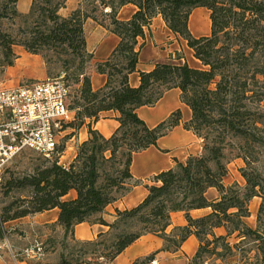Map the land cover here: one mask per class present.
<instances>
[{"label":"trees","instance_id":"obj_1","mask_svg":"<svg viewBox=\"0 0 264 264\" xmlns=\"http://www.w3.org/2000/svg\"><path fill=\"white\" fill-rule=\"evenodd\" d=\"M88 1L94 6L92 14L77 9L62 18L58 11L65 0H31L24 15L16 10L17 0H1L0 22L19 19L25 25L15 36L0 31V67L13 66V46L40 56L48 74L52 62L48 55H56L61 68L58 76L64 74L67 85L71 80L78 86L69 108L74 120L68 125L79 129L88 120L89 138L78 146L68 166L59 162L61 150L57 148L50 160L40 156L44 161L31 174L9 180L3 196L21 189L29 195L2 208L0 224L58 209L62 245L66 247L69 238L78 249L68 257L61 254L56 264H109L147 234L161 238L162 251L172 253L190 235L195 236L198 249L188 264H201L203 257L215 258L219 264H264V229L259 225L264 213V177L253 166L258 155H264V0ZM129 4L136 7L135 13L127 21L117 20L118 10ZM106 8L109 12L104 13ZM196 8L209 12L208 36L195 38L188 29V18ZM157 16L186 43L203 68L158 63L150 72H139V85L132 88L128 77L136 72L137 39ZM89 17L119 38L110 57L95 65L96 72L106 76L105 85L96 91L90 84L92 55L86 51L83 33ZM170 89H178L181 102L189 107L191 119L183 127L202 139V152L154 176L152 184L145 185L146 197L131 209L116 210L115 221L106 224L101 218L104 209L129 191L132 155L156 146L160 137L180 124L179 110L154 128L147 127L135 112L153 107ZM106 111L119 113V126L109 138L91 128ZM226 151L245 164L240 170L243 188L222 183L227 174ZM209 188L219 193L217 201L206 199ZM70 191L75 198L63 199ZM254 197L261 199L255 230L244 223ZM205 208L211 209L208 216H189V211ZM174 212H183L187 224L167 234ZM82 223L104 225L108 230L93 241H77L73 230ZM219 227L225 228V236L213 233ZM249 244L253 247L247 248ZM153 258L154 254L133 264Z\"/></svg>","mask_w":264,"mask_h":264},{"label":"crops","instance_id":"obj_2","mask_svg":"<svg viewBox=\"0 0 264 264\" xmlns=\"http://www.w3.org/2000/svg\"><path fill=\"white\" fill-rule=\"evenodd\" d=\"M81 3L82 0H65L64 7L58 11V15L62 18H68L72 12L79 9ZM30 6L31 0H17L16 10L24 15L28 13ZM135 11V6L125 5L118 10L116 19L127 21ZM103 12L107 13L109 9L106 8ZM188 29L195 38L208 36L211 29L209 12L204 8L192 10L188 18ZM83 33L86 51L92 55L88 67L90 84L92 90L96 91L105 85L106 76L98 74L95 65L106 61L110 57L119 43V38L91 17L84 21ZM135 49L138 51L136 72L128 77V84L132 88L139 85V72H150L155 64L175 62L176 64L186 63L190 66L197 63L192 50L187 47L182 39L166 27L160 16L152 19L150 25L144 30V36L137 39ZM12 50L16 55V59L13 66L7 67L4 71V77L8 78L6 80L13 82V78H15L18 81L16 86H19L23 83H33L46 79L44 62L40 56L28 54L21 46H13ZM177 56H180V59H177ZM177 110L180 111V124L165 136L160 137L156 142V146L132 155L129 167L132 182L129 191L104 209L101 218L106 224H112L115 221L116 210L123 211L138 205L147 195L145 185H151L154 176L174 168L176 162L184 164L190 156L201 154L202 140L192 131L183 127L185 123L190 121L191 111L188 106L181 102L178 89L166 91L154 107H140L135 112L147 127L154 128ZM73 117L74 113H71V118L73 119ZM118 117L119 113L117 111H106L102 113L101 118L96 123L91 124V128L102 137L109 138L119 126ZM88 123L89 121L86 120L85 124L76 131L60 130L58 132V138L61 139L59 142L61 150L60 163L68 166L74 160L78 146L88 140ZM232 165L236 166L235 171L233 172L228 167V173L222 183L224 187H229L233 183L243 187L245 185L244 180L238 172V169L241 168V162L237 160ZM75 196V192L70 191L63 199H74ZM205 197L208 201H217L220 195L216 189L209 188L205 193ZM260 204L261 199L258 197H254L248 203L249 217L244 219V223L250 229L255 230L257 227L256 216ZM210 213L211 209L209 208L195 209L189 211V216L197 219L206 217ZM58 215V209H52L24 217L21 223L25 225L24 228L30 236L28 240L31 239L33 243H37L39 240L41 242L51 238L52 234L46 228L47 226H53L54 234L62 237L63 230L57 225ZM186 224L183 212L171 213L166 233L169 234L174 228L184 227ZM107 230L108 227L104 225L82 223L74 227L73 236L77 241H93L98 234L105 233ZM213 233L216 236H225L226 230L224 227H219L213 229ZM229 241L232 242L233 238ZM163 245L164 242L161 238L152 234L144 235L109 264H133L137 260H142L152 254H154V258L145 264H188L198 249V241L193 235H190L176 252L162 251ZM0 264H26V262L15 260L11 263L0 260Z\"/></svg>","mask_w":264,"mask_h":264},{"label":"built area","instance_id":"obj_3","mask_svg":"<svg viewBox=\"0 0 264 264\" xmlns=\"http://www.w3.org/2000/svg\"><path fill=\"white\" fill-rule=\"evenodd\" d=\"M68 93L64 74L0 89V182L9 164L25 150L52 158L57 149L55 134L70 121ZM20 255L40 260L43 247L30 245Z\"/></svg>","mask_w":264,"mask_h":264},{"label":"rangeland","instance_id":"obj_4","mask_svg":"<svg viewBox=\"0 0 264 264\" xmlns=\"http://www.w3.org/2000/svg\"><path fill=\"white\" fill-rule=\"evenodd\" d=\"M0 5H1V0H0ZM93 8H94V6L89 4L88 0H82V3L79 7V9H81L85 13H89V14H92L91 10ZM95 16L100 18V20L102 19L101 15L98 12L95 13ZM102 21H105V20L103 19ZM24 25L25 24H23L22 20H19V19H16L15 21H8V20L4 21L3 20L0 22V31L9 33L10 35L15 36L18 28L23 27ZM48 56L51 58L52 62L49 65V74L46 72V79L47 78H54V77L58 76V74L61 70L60 63L56 62L57 56L53 55L52 53H50ZM0 59H1V57H0ZM182 64H184V63H182ZM44 67H45V64H44ZM189 67L196 68V69H202L203 68L201 63L198 60H197V63H195V65L191 64ZM5 69H7V67H0V89H8V88L16 87V85L18 84V81L15 78H13V82L12 81L9 82V80H6L8 78L4 77ZM45 70H46V68H45ZM33 79H35V78H33ZM68 86H69V93H68L66 105H67L68 112L70 115V121H68L66 124H63L62 128L59 129L55 134L56 135L57 148L60 147L59 142L61 139L58 138V136H59L58 132L60 130H66L68 132H71L70 130H75V131L78 130V129H74L68 125L69 123H72L74 120V117H73V119L71 118V113H74V112L71 111L69 108L72 106V102L76 98L75 90L78 88V86L74 85L71 80L68 81ZM74 115H75V113H74ZM204 133H205V130L203 132H201V134H204ZM212 134H214V133H212ZM234 154L235 153H229V151H226V157L228 159V163L226 165L227 173H228V167H230L233 172L235 171L236 166H233L232 164L235 163L237 160H239V162H241V168L238 169V172L240 174V170L245 167V164L241 158H235ZM43 161L44 160L39 155H37L36 153L31 152L29 150H25V151L21 152L17 157H15L14 160L9 164V166L7 167V170L2 174L1 182H0V214H1L2 208L7 206L8 204H10L11 202L29 195V191L27 189H21V190H13L7 196H3V192L5 191V184L9 180L21 179L24 176L31 174L34 166L37 164H40ZM253 166H254V169L261 174V177H264V155H262V153L258 155V162L256 164H254ZM240 176H241V174H240ZM130 184L128 185V187L130 186ZM233 184H237V183H233ZM244 184H245V181H244ZM232 185H230V186H232ZM243 187H240V188H243ZM22 219L23 218H20V219L11 221V222L0 224V260H2V261L5 260V262H11V263H13L16 260L19 262H26V264H56L57 262H59L61 254L68 257L69 253L71 251L76 252V250L78 249V247L75 246V244L72 241H70L69 238L64 243L66 245V247H63V245H62L63 235H62V237L55 235L54 229L52 228L53 226H50V227L47 226L46 228L49 231H51L52 237L47 238L46 240H43L41 242H40V240L37 243L35 242L36 244H39L43 247V251H44L43 257L40 260L24 259L20 255L21 251H23L26 247H28L30 245H34L35 243H33L31 241V239L28 240V238L30 236L28 235V232L24 228L25 225L23 223H21ZM256 223L258 225L257 216H256ZM259 225L262 229H264V213H262L260 216ZM134 228L137 230L138 227L134 226ZM131 230H134V229L132 228ZM116 232L117 231H113L112 234H114ZM252 247H253L252 244H249L247 246V248H252ZM169 253H171V252H169ZM201 262H202L201 264H219V262L216 261L215 258L205 259V257H203Z\"/></svg>","mask_w":264,"mask_h":264}]
</instances>
